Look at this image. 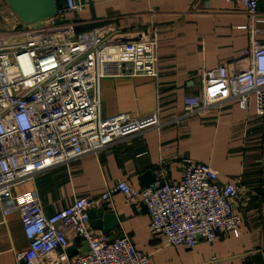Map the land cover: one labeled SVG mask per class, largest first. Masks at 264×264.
<instances>
[{
  "label": "built area",
  "instance_id": "obj_1",
  "mask_svg": "<svg viewBox=\"0 0 264 264\" xmlns=\"http://www.w3.org/2000/svg\"><path fill=\"white\" fill-rule=\"evenodd\" d=\"M235 1L253 17L252 25L241 27L248 31L242 55L250 65L235 75H229L225 66L203 72L200 93L184 99L185 117L223 102L246 110L252 100L256 115H264V43L257 39L264 31L254 27L264 21L255 18L257 0ZM66 2L56 8L54 17L39 24L0 29V203L11 207L3 215L19 212L28 242L15 264H45L55 253L59 263L70 261L69 233L80 238L86 250L69 264H149L150 256L137 251L126 236L109 240L91 230L89 210L117 194L140 202L149 217V231L164 246L192 249L199 241L238 238L241 217L232 202L240 181L221 184L214 168L190 159L182 161L176 184L166 181L168 166L160 158L150 186L135 189L118 181L98 199L77 198L49 216L43 214L34 192L13 195L15 185L45 170L96 154L141 129L158 131L162 126L157 112L141 119L129 113L104 117L99 84L108 75L156 79L157 33L130 41L105 39L95 30L75 33L65 24H55L82 8L73 0Z\"/></svg>",
  "mask_w": 264,
  "mask_h": 264
},
{
  "label": "crops",
  "instance_id": "obj_2",
  "mask_svg": "<svg viewBox=\"0 0 264 264\" xmlns=\"http://www.w3.org/2000/svg\"><path fill=\"white\" fill-rule=\"evenodd\" d=\"M257 19L264 21V0H257ZM79 11L66 13L65 25L75 33L95 30L118 41L139 40L157 33L159 73L156 79L108 75L100 80L101 114L129 113L136 119L157 112L161 128L141 129L109 144L102 151L61 163L15 185V197L34 192L43 214L49 216L84 197L94 201L118 181L143 189V175L164 158L166 181L180 182L182 161L210 165L221 184L239 180L232 202L241 217L240 236L194 248L164 246L149 231V217L140 202L113 196L100 208L89 210L91 230L109 240L126 236L133 247L150 256L149 264H264V115L236 103L223 102L183 115L185 97L196 96L203 72L225 66L229 75L249 67L242 55L248 41L243 26L252 25L240 1L227 0H84ZM20 21L0 0V29H14ZM264 31V23L254 24ZM264 43V35H258ZM143 178V180L141 179ZM9 204L0 203V264H15L28 248L22 219ZM88 213V214H89ZM69 259L85 252L80 238L69 233ZM50 255L45 264H69Z\"/></svg>",
  "mask_w": 264,
  "mask_h": 264
},
{
  "label": "water",
  "instance_id": "obj_3",
  "mask_svg": "<svg viewBox=\"0 0 264 264\" xmlns=\"http://www.w3.org/2000/svg\"><path fill=\"white\" fill-rule=\"evenodd\" d=\"M11 9V12L21 22V24L31 25L54 17L56 8L60 9L66 5L67 0H3ZM76 5H84V0H73ZM56 25L66 24L65 21H56ZM146 183L141 187L150 186L155 178L151 172L143 175ZM143 178H141L143 180ZM90 220L93 219L88 214Z\"/></svg>",
  "mask_w": 264,
  "mask_h": 264
},
{
  "label": "rangeland",
  "instance_id": "obj_4",
  "mask_svg": "<svg viewBox=\"0 0 264 264\" xmlns=\"http://www.w3.org/2000/svg\"><path fill=\"white\" fill-rule=\"evenodd\" d=\"M22 29H23V28H22ZM22 29H21V30H22ZM18 34H20V32H19ZM18 34L16 35V36H17V38H21V37H19V35H18Z\"/></svg>",
  "mask_w": 264,
  "mask_h": 264
}]
</instances>
